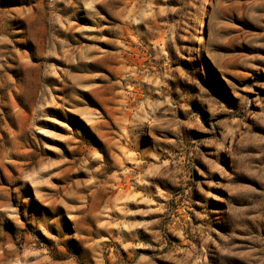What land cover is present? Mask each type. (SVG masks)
<instances>
[{
    "label": "rangeland",
    "instance_id": "1",
    "mask_svg": "<svg viewBox=\"0 0 264 264\" xmlns=\"http://www.w3.org/2000/svg\"><path fill=\"white\" fill-rule=\"evenodd\" d=\"M0 264H264V0H0Z\"/></svg>",
    "mask_w": 264,
    "mask_h": 264
},
{
    "label": "trees",
    "instance_id": "2",
    "mask_svg": "<svg viewBox=\"0 0 264 264\" xmlns=\"http://www.w3.org/2000/svg\"><path fill=\"white\" fill-rule=\"evenodd\" d=\"M211 2H209L208 6L210 5ZM199 4V3H198ZM184 4V2L180 3V6L182 7ZM183 11L184 9H182L179 13H182L183 14ZM183 20V19H182ZM184 21V20H183ZM193 26L194 27H197L199 24H198V15L195 17L194 21H193Z\"/></svg>",
    "mask_w": 264,
    "mask_h": 264
},
{
    "label": "bare ground",
    "instance_id": "3",
    "mask_svg": "<svg viewBox=\"0 0 264 264\" xmlns=\"http://www.w3.org/2000/svg\"><path fill=\"white\" fill-rule=\"evenodd\" d=\"M208 3V0H204V5H206Z\"/></svg>",
    "mask_w": 264,
    "mask_h": 264
}]
</instances>
